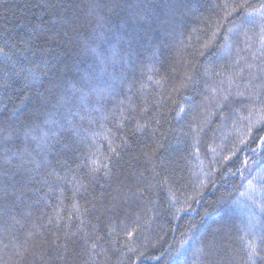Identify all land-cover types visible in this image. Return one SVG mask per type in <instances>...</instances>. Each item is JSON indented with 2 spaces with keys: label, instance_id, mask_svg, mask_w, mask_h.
Masks as SVG:
<instances>
[{
  "label": "trees",
  "instance_id": "16d2710c",
  "mask_svg": "<svg viewBox=\"0 0 264 264\" xmlns=\"http://www.w3.org/2000/svg\"><path fill=\"white\" fill-rule=\"evenodd\" d=\"M90 2L0 0V152L12 129L43 135L69 107L83 137L57 145L68 165L47 205L0 220V264H264V106L248 96L264 0ZM96 90L111 96L97 104ZM221 95L231 108L217 107ZM117 122L129 145L93 181L77 165L103 168ZM205 236L211 250L194 256Z\"/></svg>",
  "mask_w": 264,
  "mask_h": 264
},
{
  "label": "snow or ice",
  "instance_id": "6c2138e0",
  "mask_svg": "<svg viewBox=\"0 0 264 264\" xmlns=\"http://www.w3.org/2000/svg\"><path fill=\"white\" fill-rule=\"evenodd\" d=\"M89 7L92 9H97L100 7L96 0H91ZM239 10H244L245 5H238ZM259 11V10H257ZM232 12H237V8H233ZM262 16H264V11H262ZM231 15V13H229ZM103 26V25H102ZM231 31V30H229ZM23 43V42H21ZM260 49H258L259 55L252 53L254 61L252 64L248 65L249 76L251 77L249 81L248 96L250 102L253 104H260L264 106V32L260 36ZM86 45L89 43L86 41L82 45L85 50ZM208 45H205L207 48ZM251 47V46H250ZM8 44H4L0 47V53L8 55ZM200 55H204L203 52ZM107 66V65H106ZM259 80L262 82L260 85L253 84L252 81ZM187 83L181 85V87H187V84L195 85L197 83L196 76H187ZM211 88V85H208ZM79 91V89H77ZM214 93L215 88H211ZM95 95L93 93H88L91 99L97 101L100 104L105 100V96H111L110 92L105 90H96ZM236 95L243 96L244 93L238 91ZM82 99H87V97L81 96ZM67 97L61 96L57 99V104L61 101H66ZM233 100L230 95H221L219 97V102L217 103L218 108H231ZM70 106V105H68ZM67 106V107H68ZM59 112V109H56ZM145 112L148 109H144ZM185 108L180 107L179 112L185 113ZM72 114L70 107L65 115L64 112H60L57 117H52L44 121V127L46 131L43 135L36 134L35 126L26 127L21 126L20 129L11 130V139H5L3 151L0 155L7 157L8 159L0 161V220L7 216L10 220L15 219V215H24L25 208L31 206H39L41 203L47 205L48 198L51 194L60 186V182L63 181L64 177L59 175V172L64 168H67L68 160L54 159V153L56 152L57 145H70L72 148L74 145L83 140L80 136L81 125L77 121V116ZM251 116V113H250ZM82 120L83 117H80ZM128 119L134 120L135 115L130 114ZM159 123V121H156ZM114 131L110 130L111 140L108 141V146L111 155L105 157L103 168L98 161L92 160L91 163H87V156L84 157L85 163L77 165L81 170L87 169L86 175L92 177L95 181L96 174L103 171L104 176H109L113 169L119 166V160L121 151L129 145V140L126 136L122 135L123 132V122H117L113 125ZM136 129L142 131L144 134L151 133L152 137L156 136V130L150 129L147 123L141 124L139 121L136 122ZM7 129L4 130L6 134ZM135 135V133H133ZM79 138V139H78ZM120 141L118 145L113 147L115 141ZM243 143V140H241ZM165 145L159 143L157 138L156 148L152 149L153 154L157 152V149H164ZM119 148L121 151H118ZM47 188V191L44 189ZM178 211H183L178 209ZM15 214V215H14ZM115 214V213H114ZM18 222V221H17ZM115 229L113 228L112 231ZM112 232H109L111 235ZM132 232H128L127 236H132ZM214 241H209L207 236L198 238L199 247L193 252L195 256L197 252H203L204 248H209ZM129 243H134V241H129ZM251 245V242H249ZM7 247V246H6ZM128 252L131 253L136 261H140L144 257V252L139 251L138 248H128ZM139 252L137 255L136 253ZM256 249H252V259L255 260ZM165 253H161L154 259L159 261L163 258Z\"/></svg>",
  "mask_w": 264,
  "mask_h": 264
}]
</instances>
